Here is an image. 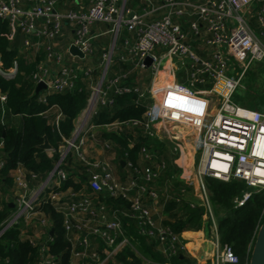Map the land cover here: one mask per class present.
I'll return each instance as SVG.
<instances>
[{
	"label": "built area",
	"instance_id": "1",
	"mask_svg": "<svg viewBox=\"0 0 264 264\" xmlns=\"http://www.w3.org/2000/svg\"><path fill=\"white\" fill-rule=\"evenodd\" d=\"M252 17L255 24L250 21ZM0 18L7 21L8 39L21 33L27 49H40L38 43L42 40L36 41V37L48 40L43 42L44 62H38L27 74L35 86L44 84L40 88L44 92L71 89L79 76H91L94 70L65 62L50 42L61 34L65 22L70 27L68 50L75 46L83 54L69 50L71 56H91L94 38L108 32L113 40L100 53L103 73L120 39L119 57L132 62L137 70H147L150 78L149 85L139 90V96L150 99L141 118L103 123H95L91 118L101 106L112 102L111 89H131L120 85L128 73L114 76L106 85L103 76L89 84L86 104L74 121L71 134L61 137L53 166L43 175L21 163L10 169L12 185L7 201L12 206L0 221V236L17 226L32 244L39 242L40 254L34 264H54L56 256L49 252L45 240H40L41 235H49L51 220L42 205L50 203L62 215L71 246V264H102L123 246H133L123 224L124 217L136 222L140 235L157 241L166 258L183 252L186 243L181 235L168 224L156 223L152 208L144 199H157L159 193L154 184L166 162L135 165L120 178L110 159L94 156L88 150V141L95 138L96 126L116 133L141 128L157 137L162 129L174 142L171 152H177L186 135L182 134L184 127H189L191 133L185 138L193 135L195 148L200 149L196 183L205 213L212 221L210 240L214 247L207 260L203 256L202 262L190 264H244L230 244L219 240L203 178H237L255 189L264 188V173L260 172L264 169V108L242 105L233 99L253 60H264V0H0ZM97 23H105L107 29L92 31V25ZM146 57L151 58L149 63ZM51 58L58 64L54 72H49L45 64ZM17 71V58L3 67L0 57L2 74L11 76ZM170 99L175 107L169 106ZM8 112L6 92L0 90L1 122H5ZM100 142L106 149L114 144L109 138ZM2 154L0 140V168L4 164ZM69 154L83 165V178L77 169L70 173L66 168ZM113 155L119 158L116 151ZM140 155L149 162L154 160V153L145 145L140 147ZM124 164L127 169L132 166L130 161ZM69 177L72 179L67 184ZM183 181L191 184L187 178ZM250 194L251 190L245 189L234 201L242 204ZM173 197L178 200L179 193ZM116 199L122 202L117 204ZM99 240L102 248L97 247Z\"/></svg>",
	"mask_w": 264,
	"mask_h": 264
},
{
	"label": "trees",
	"instance_id": "2",
	"mask_svg": "<svg viewBox=\"0 0 264 264\" xmlns=\"http://www.w3.org/2000/svg\"><path fill=\"white\" fill-rule=\"evenodd\" d=\"M7 31V21L0 18V57L3 67H8L12 58L18 54L16 43L20 39V35L17 34L16 40L10 42ZM27 66L20 63V69L24 70L22 74L19 69L11 76L0 72V90L6 92L7 109L13 116L21 115V122L17 126L11 122L0 121V140H2V158L4 159V164L0 168V191L4 195L12 185L9 171L17 163L23 164L28 170L38 175H43L53 166L58 158L57 148L61 137L71 134L75 118L86 104L89 93V88L82 83H76L75 87L61 92L37 90L33 81L26 77V74L33 69L31 65ZM127 66L124 61L115 59L111 69L118 72ZM123 82L120 85H128L131 89L124 92H115L111 89L112 102L98 109L92 118L93 122L103 123L142 117L150 99L139 96L140 86L128 76ZM133 87H137L138 90ZM235 98L243 103L240 97ZM255 103L257 102L248 105L258 107ZM134 131L135 135H133V129L128 132H102L101 134L102 138L111 139L120 159L132 163L128 172L135 165H155L164 160L166 165L163 169V176L170 178L174 187L172 191H175L165 205V211L168 213L165 223L176 232L200 229L203 224L202 216L205 206L197 197L188 198L186 194L191 190L190 186L173 175L174 164L169 154L170 150L159 137L148 135L141 128H134ZM44 137L48 139L53 149L51 152L39 146ZM142 145L154 153L155 163L139 161ZM185 157H188L190 161L188 153ZM119 158L117 156L116 161L120 164ZM65 166L70 173L77 169L81 178L85 175L83 165L77 163L71 154L66 157ZM71 179L69 177L66 183H70ZM205 180L215 212L222 210L216 220L219 240L230 244L242 263L249 261L258 228L264 219V188L255 189L247 185L244 180L237 178L223 180L206 175ZM245 189L251 190L250 196L242 204H236L235 197H240ZM176 192L180 196L178 200L173 197ZM115 202L119 204L122 200L116 199ZM10 208L8 201L2 199L0 221L9 213ZM42 208L51 220L49 230L51 228L52 232L49 233L45 242L49 247V252L56 256L54 264H71V246L65 235L61 213L55 210L50 203H44ZM206 223L210 224L211 220L209 219ZM138 239V247L141 251L152 258L161 259V255L154 250L153 240L148 241L145 236L141 235H138ZM40 240L43 241L44 237ZM38 244L39 242L32 244L28 238L21 236L17 226L10 227L0 236V254L4 259L3 262L34 264L40 254ZM116 258L118 263L108 261L106 264H143L134 250L129 247L117 252ZM174 258L176 261L181 260L178 254Z\"/></svg>",
	"mask_w": 264,
	"mask_h": 264
},
{
	"label": "crops",
	"instance_id": "3",
	"mask_svg": "<svg viewBox=\"0 0 264 264\" xmlns=\"http://www.w3.org/2000/svg\"><path fill=\"white\" fill-rule=\"evenodd\" d=\"M250 21H251V23L255 24L254 17H252L250 19ZM106 29H107V25L105 23H97V24L92 25V27H91V30L94 32L95 31H103ZM18 34L20 35V39L17 43L15 42L18 54L14 57L17 58L18 69L20 70L19 72L22 74V73H24V70L20 69V63H22L24 66L31 65L33 68L32 70H34L36 68V65L38 64V62H44L45 59L43 56V54H44L43 42L47 43L48 40L43 39V37H38V38L36 37V41H39V40H42V41H39V43H38V44H40V49L35 51L33 49L25 48L23 46L22 35H21V33H18ZM69 34H70V27H69L68 23L65 22L62 26L61 34L58 37L51 40L50 42H52L54 47L58 51H60V53L63 56V60L65 62L68 61L70 63L80 65L81 67H94V70H93V73L91 74V76H88V77L79 76L76 83L85 84V86L87 88H89V84L91 82L93 83V82L99 80V78H101L103 76V81H104V84L106 85L108 83V81L111 78H113L114 76L121 74L123 72H127L128 78H131L134 82H136L140 86V88L145 89L149 85V79L150 78L148 77V71L147 70H141V69L137 70V69L133 68L132 62L124 61L119 57V51L122 50V43H121L120 39L117 40V42L114 46V50L112 52L111 63L107 67L106 72L103 73V67L100 64V53H101V50L103 51V49L105 47L110 46V44L113 40L111 33L105 32L101 36L94 38V40H93L94 54H92L91 56H88V57H84V58L71 56V54L67 48V40H68ZM16 36L9 41L14 42L16 40L15 39ZM115 59L124 61L128 66L122 71L117 72V71L112 70L111 68L113 65V61ZM11 62H12V60H11ZM45 64H46L49 72H54L58 68V64L54 58H51L50 60H46ZM10 65H11V63L9 64V66ZM32 70H30V72ZM26 77H27V74H26ZM9 113L10 112H8V114L5 117V122H11V124H14L16 126L19 125L21 122V115L16 114L13 116L11 114L9 115ZM80 113H81V111L76 116L75 120H77L79 118ZM132 129H133V135H135L136 132L134 131V128H131L128 130L132 131ZM93 131L95 133V136H94L95 138H89L88 150L94 156L110 159L114 172L120 178H124L128 174V169L126 168L124 163L122 164L120 162V164H119L118 161H116L117 159L113 158L114 157L113 152L116 151V149L113 146L109 149H106L103 147V145L100 142L102 137H103L101 133L102 132H108L109 133L111 131L107 130L103 126H96V127H94ZM50 147H51V145H50ZM48 149H46V150L48 151ZM187 153L190 155V152L187 151ZM139 158H140L139 159L140 162H146V161L149 162L150 161V160L143 159V157L141 155L139 156ZM119 160H121V159H119ZM154 162H155V159L151 160V163H154ZM164 168L161 169L159 179L157 181H155V184H154L156 189L158 190V193H159L157 199L153 200V199H149L147 196H144V199L148 200V204L152 208V215H153L156 223H158V224H166L165 220L168 218V213H167V211H165V205H166L167 200L169 198H171L172 195L174 194L172 191L174 187L171 184L170 178L163 176V169ZM173 174H175V177H177L175 171ZM189 186H190L191 190L189 192H187L188 194H186V195L190 199L191 198L195 199L196 195L198 196L197 183L196 184L192 183V185H189ZM170 195H171V197H170ZM2 199L7 201L8 198H7V194L4 195V193L0 191V206H1ZM8 203L11 207L12 204L9 201H8ZM202 218H203V224H202V227L200 229H197V230L196 229H186V230H183L182 232H177L181 235L182 239L186 243V247H185L184 251L178 254L180 259L186 258V256H185L186 253H189V255H192L194 257V260H196V261L197 260L200 261L201 258H203V256L206 257V260H207L208 256H210L211 253L213 252L214 247H213V244L210 240L211 223L208 225H207V223L205 224V222H207L210 219L206 215L205 209H204V213H203ZM123 224L126 228V232H127L128 237L130 239V242L132 240H135L136 243H138L139 242L138 235H140V234L136 230V222L129 217L128 218L124 217L123 218ZM50 230H51V228H50ZM50 230H49V233H50ZM21 236H23V235H21ZM141 236H144V235H141ZM40 237L41 238L44 237V240H45L48 236L41 235ZM145 238L148 241L153 240L152 242L154 245V250L157 251L161 255V259L153 258V260H151L152 264H153V261L154 262L164 261L162 259H163V257H165V255L162 253L161 245L157 241H155L153 238H148L146 236H145ZM131 243L133 245V242H131ZM97 247L98 248L103 247V243L100 240L97 243ZM132 247H135V246L134 245L131 246V249H132ZM123 248H126V246H123L117 252L121 251ZM117 252L114 254V256H116ZM174 256H176V255H174ZM174 256H172V257H174ZM3 260L4 259L0 254V261L3 262ZM108 261H109V259L104 263L106 264ZM104 263H102V264H104Z\"/></svg>",
	"mask_w": 264,
	"mask_h": 264
},
{
	"label": "rangeland",
	"instance_id": "4",
	"mask_svg": "<svg viewBox=\"0 0 264 264\" xmlns=\"http://www.w3.org/2000/svg\"><path fill=\"white\" fill-rule=\"evenodd\" d=\"M105 48H108V46ZM236 69L240 70L239 67H237ZM148 77H149V73H148ZM249 96H252L253 98L252 97L249 98ZM235 97H240L243 100V103L236 100ZM233 99L242 105H246L253 108H259V109L264 108V60H253L249 68L246 70L244 76L242 77L240 85L235 90L233 94ZM255 101L257 102L255 104H258V107L248 105ZM187 133L188 134L191 133V129L189 127H184V131L182 132V134L187 135ZM159 134H160L159 139L166 145L167 149L170 150L169 154L174 164V171L176 173L177 178H179L182 181L184 180V178L185 179L187 178V180L191 182L190 185H192V183L196 184V168L200 158V149L199 147L197 149L195 148L196 144L194 142L193 135L192 138L189 139L185 138L186 137L185 135L184 139L180 141L181 142L180 150L177 152H171L172 144H174V142L172 141V139L169 138V136L165 133L164 130L160 129ZM187 151L190 152V155L188 154V156L190 157L191 162L187 159L188 157H185V155H187ZM184 153L186 154L184 155ZM203 181L206 186L207 196L210 202L209 204L211 207V211L213 213L214 220L216 221L217 216L222 213V210L219 209L218 212H215L214 204L210 200V193L209 190L207 189L205 177L203 178ZM196 197L200 199L199 196L196 195ZM131 242H133V245L135 246L132 247V249L138 255L141 262L143 264H152L151 260H153V258L148 254H145L143 251H141L140 248L138 247V243H136L135 240H132ZM128 247L131 248L129 244L126 245L127 249ZM185 256L186 258L181 259L179 261H176L174 257H168V258L163 257L162 260L169 262L171 264H190V263L202 262V260L200 261L194 260V257L192 255H189V253H186ZM109 261L118 263L116 256L111 257ZM248 262L249 261L247 260L244 262V264H248Z\"/></svg>",
	"mask_w": 264,
	"mask_h": 264
},
{
	"label": "water",
	"instance_id": "5",
	"mask_svg": "<svg viewBox=\"0 0 264 264\" xmlns=\"http://www.w3.org/2000/svg\"><path fill=\"white\" fill-rule=\"evenodd\" d=\"M69 50L71 53H78L80 56L83 55L75 46H70ZM150 60V57H146L145 59L147 63H149ZM41 87H44L42 82L37 84L36 89L38 90ZM39 146L44 149L50 148L48 139L44 137L43 142H41ZM120 162L123 164L124 160L121 159ZM51 232L52 229L50 230V233ZM248 264H264V219L258 228Z\"/></svg>",
	"mask_w": 264,
	"mask_h": 264
},
{
	"label": "bare ground",
	"instance_id": "6",
	"mask_svg": "<svg viewBox=\"0 0 264 264\" xmlns=\"http://www.w3.org/2000/svg\"><path fill=\"white\" fill-rule=\"evenodd\" d=\"M218 162L222 163L221 160H220V161L218 160ZM260 172H261V173H264V169H260ZM197 254H198V253H197ZM201 256H202V255H201Z\"/></svg>",
	"mask_w": 264,
	"mask_h": 264
},
{
	"label": "snow or ice",
	"instance_id": "7",
	"mask_svg": "<svg viewBox=\"0 0 264 264\" xmlns=\"http://www.w3.org/2000/svg\"><path fill=\"white\" fill-rule=\"evenodd\" d=\"M169 106H171V107H175V105L171 103V99H170V101H169Z\"/></svg>",
	"mask_w": 264,
	"mask_h": 264
}]
</instances>
